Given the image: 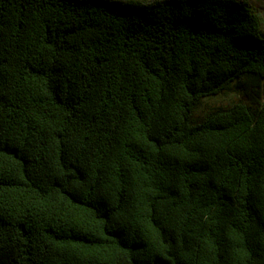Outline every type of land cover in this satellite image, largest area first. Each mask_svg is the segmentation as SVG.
<instances>
[{
    "label": "trees",
    "instance_id": "trees-1",
    "mask_svg": "<svg viewBox=\"0 0 264 264\" xmlns=\"http://www.w3.org/2000/svg\"><path fill=\"white\" fill-rule=\"evenodd\" d=\"M0 264H264L249 0H0Z\"/></svg>",
    "mask_w": 264,
    "mask_h": 264
},
{
    "label": "rangeland",
    "instance_id": "rangeland-1",
    "mask_svg": "<svg viewBox=\"0 0 264 264\" xmlns=\"http://www.w3.org/2000/svg\"><path fill=\"white\" fill-rule=\"evenodd\" d=\"M260 12L264 27V0H249Z\"/></svg>",
    "mask_w": 264,
    "mask_h": 264
}]
</instances>
